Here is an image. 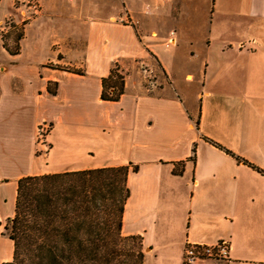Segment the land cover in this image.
Here are the masks:
<instances>
[{
	"label": "crops",
	"instance_id": "1",
	"mask_svg": "<svg viewBox=\"0 0 264 264\" xmlns=\"http://www.w3.org/2000/svg\"><path fill=\"white\" fill-rule=\"evenodd\" d=\"M93 1H39L19 53L3 56L0 228L21 178L127 167L121 234L141 238L143 264H183L187 244L220 242L226 260L194 264H264V0H147L146 27L133 0ZM43 17L63 26L45 57L37 36L24 46ZM142 64L158 88L145 89ZM112 70L123 91L102 100Z\"/></svg>",
	"mask_w": 264,
	"mask_h": 264
},
{
	"label": "trees",
	"instance_id": "2",
	"mask_svg": "<svg viewBox=\"0 0 264 264\" xmlns=\"http://www.w3.org/2000/svg\"><path fill=\"white\" fill-rule=\"evenodd\" d=\"M103 89L101 99L115 101L123 79L112 70ZM127 176L118 167L21 178L4 228L14 253L3 264H143L141 238L121 234Z\"/></svg>",
	"mask_w": 264,
	"mask_h": 264
},
{
	"label": "rangeland",
	"instance_id": "3",
	"mask_svg": "<svg viewBox=\"0 0 264 264\" xmlns=\"http://www.w3.org/2000/svg\"><path fill=\"white\" fill-rule=\"evenodd\" d=\"M39 1L42 2V7H45V10L48 11V9L50 8V2L52 0H0V65H5L6 60L5 58L7 57H3V56H7L11 53H14L15 51L19 50L20 51V36L22 37V33H23V26L24 23L27 20H31L34 16H36L35 14L38 12L39 8H41ZM68 1V0H67ZM73 2H76L78 0H71ZM61 2H65V0H61ZM88 2L92 3V0H88ZM117 4L118 0H110V3ZM134 4H135V8L136 11L138 12L139 16H136V19L138 20L139 24L142 25L143 27H146L145 25V7L146 4L148 3L147 0H133ZM93 3H97L100 7L104 6L108 3V0H94ZM21 12H24L23 15L20 14ZM142 12V13H141ZM123 13H126V11L124 9H122V18H123ZM142 14V15H141ZM20 16L24 19V21H21L22 19L20 18ZM128 16V15H127ZM124 21L126 23H129L130 19H126V17L124 18ZM23 22V23H22ZM56 24V21L53 20L51 21L49 18H39L35 23H32L30 26L31 28L28 31V35H29V41L27 42V45H24L26 48H28V46L31 45L32 41L34 38H32V36H37L38 38V43H39V48L41 50V56L45 57L48 52L46 47L48 46L49 41L51 39V37H53L54 34H59L60 30H63V26H59ZM172 26V25H171ZM173 27V26H172ZM190 27V26H189ZM196 27V26H194ZM191 28H193V26H191ZM35 33V34H34ZM34 34V35H33ZM201 35V32L200 34ZM199 37V36H198ZM169 50H176V46H167L165 45ZM166 47H163L164 49H167ZM182 48H186V47H182ZM187 50V48H186ZM185 49L181 50V53L186 52ZM168 51V50H166ZM180 59V57H178ZM179 65H182L181 63H179ZM47 67H54L52 64H47ZM191 66L194 68V72L197 73L200 71V63L195 62V63H191ZM145 65H141L140 66V71H142V69H144ZM199 75V74H197ZM196 75V78H197ZM119 77H121L119 75ZM142 77V75H141ZM122 78V77H121ZM156 79L158 81L159 86L162 84V78L159 74L156 75ZM142 82H143V86L145 87V89L147 90V83H145L143 81V77H142ZM195 87V86H193ZM191 90V88H190ZM193 91L194 88L192 89ZM50 130V129H49ZM49 132V131H48ZM48 134V133H47ZM47 136V135H46ZM38 143V141L36 142ZM47 146V145H46ZM47 149V147H46ZM48 150V149H47ZM46 150V151H47ZM46 151H44L42 149L41 152L36 153L39 155L45 154ZM8 221H2L3 225H7ZM4 226V228H5ZM0 232L3 235H8L7 231H3L2 228H0ZM0 260L1 258H4L8 255L9 250H10V244L7 238H1L0 239ZM8 252V253H7ZM7 253V254H6ZM11 261V260H10ZM9 261V262H10ZM6 263V262H3ZM1 263V264H3Z\"/></svg>",
	"mask_w": 264,
	"mask_h": 264
},
{
	"label": "built area",
	"instance_id": "4",
	"mask_svg": "<svg viewBox=\"0 0 264 264\" xmlns=\"http://www.w3.org/2000/svg\"><path fill=\"white\" fill-rule=\"evenodd\" d=\"M169 44H174V40H169ZM143 65V64H142ZM143 81L147 83V90H154L159 87L156 75L147 66L141 71ZM50 129V125L43 122L40 124L36 131V142L40 147V152L42 149L46 151L48 147L46 146V135ZM47 147V149H46ZM228 258V246L225 242H220L216 245L206 246L202 244H187L184 248L183 264H194L201 260H217L222 261Z\"/></svg>",
	"mask_w": 264,
	"mask_h": 264
}]
</instances>
